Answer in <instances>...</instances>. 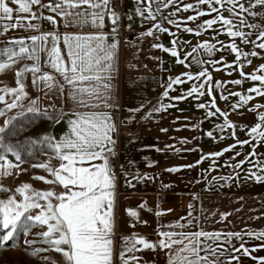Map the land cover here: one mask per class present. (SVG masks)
Listing matches in <instances>:
<instances>
[{
  "label": "crops",
  "instance_id": "0c3cea01",
  "mask_svg": "<svg viewBox=\"0 0 264 264\" xmlns=\"http://www.w3.org/2000/svg\"><path fill=\"white\" fill-rule=\"evenodd\" d=\"M245 1L241 0L242 3ZM49 2L50 0H42V3ZM163 2L164 0H160L159 11H156L158 5L152 4L156 16L152 21L136 12L138 6L145 7L147 0H141L139 5L137 0H111V9L120 17L114 34L118 48L115 60L117 71L111 81V107H105L103 104L97 108L79 105L69 95L71 86L45 64L47 55L42 52V72L54 75L57 86L49 90L43 84L34 85L31 82L32 74L26 73L23 79L27 93L24 99V113L26 116L45 117L39 113L27 112V108L33 106L31 101H35V107L41 112L47 111L49 116L53 117L49 119V135L57 140L69 132L68 121L74 119L77 112L103 111L111 115L115 125V144L110 146L112 153L108 160L114 153H118L120 157L118 174H114L113 264H121L119 254L124 247L122 237L136 234L150 242H157L160 239V230L220 233L221 240L218 243L223 245L221 264H228L232 256H239V261L233 260L231 264H261L260 258L264 257V240L248 236L247 233L264 232V181H257L252 177V172L264 175L259 165L254 167L257 161L264 162V142L252 140L249 135L251 127L259 122V115L264 113V95L257 96L248 91L251 89L252 80L241 78V59L237 61L235 54L228 48L230 43L235 42L240 49L247 48L250 52L251 48L253 52L256 46L253 43L241 44L240 38L227 35L226 27H222L219 21L210 29H201L200 25L216 17L217 13L210 12L209 6L199 4L198 0H173L166 8L163 7ZM9 3L14 9L17 7L11 4V0ZM187 4H192L193 8L185 11L184 6ZM213 6L221 8L226 18L230 16L223 11L221 5ZM223 7L231 5L225 3ZM33 11L55 17L57 24L54 26L46 20L32 21L39 24V31L15 28L4 32L0 27V50L6 46L17 47L7 43L12 39L24 38L26 43H30L27 37L44 32L81 35L104 32L113 37V25L107 14L104 27L96 29L91 26H66L56 13L38 5L33 7ZM236 11H240L239 8H236ZM198 12H204L205 15L197 16ZM17 15L20 14L14 11V18ZM189 16H197V19L188 20ZM233 19L234 24L239 26L240 19ZM169 20L175 23H169ZM12 22L14 21H0V25ZM27 22L26 20L25 23ZM156 24L167 28L168 31H160L155 27ZM186 27L192 28L193 31H185ZM124 29L129 31V35L122 37L121 32ZM241 30L246 31L245 27ZM148 31H151L152 35H145ZM173 41L176 43L173 44ZM204 42L215 44L210 54L198 48L196 53L188 55L193 47ZM154 45L174 48L178 55L173 57L171 52H165L163 48ZM60 48L62 55L67 59L62 41ZM259 50L262 52L261 64L264 62V49ZM194 57L203 63H196ZM6 59L7 57L0 55V60ZM181 59L184 60L183 64L178 62ZM250 59L249 67H254L255 56H249ZM32 63L27 59H19L7 70V74L13 76L7 82L15 84L16 87L15 72ZM205 69L211 80L209 81L208 76L195 79L196 75ZM185 73H190L193 79L188 80ZM177 76L181 78L182 83L173 84L168 88L169 81ZM238 79L242 80L241 84L232 83ZM200 84L205 85L201 89L205 95H187L193 85L198 87ZM165 91H168L167 97L163 96ZM232 93L252 96L253 99L235 107L241 102L239 97L231 95ZM179 97L183 98L177 99ZM213 99L215 107L211 104ZM201 103L207 107L199 108ZM161 104L169 107L155 111ZM257 105L261 107H256ZM138 108L139 111H134ZM217 109L219 111H216ZM209 111L215 115L209 116ZM225 118L234 127L225 125ZM56 119H59V123L55 122ZM127 121L135 124V136L119 138V124ZM208 132H212L211 137L207 135ZM239 141L249 143L242 144L238 143ZM233 145L235 147H232ZM226 148L230 150L224 151ZM253 151L256 155L250 156ZM217 152L222 155H209ZM57 160L54 168L61 162ZM240 161L245 163L238 168L233 167ZM173 167H178L179 171H167ZM54 184L56 194L66 191L62 185ZM161 196L171 199L161 200ZM169 209L171 211H168ZM129 210L136 211L138 216L131 217ZM157 212L163 214L157 215ZM177 223L183 227H176ZM170 224L173 225L172 228L167 227ZM227 233L243 234L244 246L256 250L252 251L251 255L235 252L234 248H238L241 241L227 237ZM138 247L141 250L135 255L139 258V264H167L165 250ZM157 253L162 256L160 260Z\"/></svg>",
  "mask_w": 264,
  "mask_h": 264
},
{
  "label": "snow or ice",
  "instance_id": "6c2138e0",
  "mask_svg": "<svg viewBox=\"0 0 264 264\" xmlns=\"http://www.w3.org/2000/svg\"><path fill=\"white\" fill-rule=\"evenodd\" d=\"M140 2L141 0H137L138 5ZM110 3L111 0H55V2L50 0L49 3H42V0H11V4L17 6L14 9L10 6L9 0H0V21H14L0 25L4 32L15 28L39 31V24L33 23L34 20H46L55 26L57 24L55 17L45 16L42 12L38 14L33 11V7L37 5L56 13L57 16L62 18L66 26H91L101 29L104 27L106 14L113 25L111 29L113 37L104 32L81 35L60 34L53 31L27 37L30 43H26L24 38L8 41L9 45L17 47L6 46L0 50V55L7 57L6 60H0V72L13 67L19 59H27L33 63L30 66L25 65L15 72L16 87L0 89V92L14 97L12 102H6L5 95H0V102H5L8 109H14L27 96L25 84L23 83L26 73L32 74L31 82L34 85L43 84L49 90L57 86L54 75L42 72L40 54L43 52L47 55L45 64L59 74L67 85L71 86L69 95L74 101L85 107L91 105V107L97 108L101 104L105 107H111L112 105L109 103L113 87L111 81L117 71L115 60L118 48L114 34L117 31L116 25L120 17L111 9ZM153 3L158 5L156 11H159L160 0H147L145 7L138 6L136 8L137 14L147 20L154 21L156 16L152 8ZM171 3H173V0H164L163 7L166 8ZM198 3L208 5L210 12L217 13L216 17L204 21L200 25L201 29H210L219 21L222 27H226L227 35L230 37H238L243 44L253 43L257 48L264 49V27H261L257 36V40L261 41L260 43L250 39L251 33L241 30L244 27H256V25L247 23L243 13L252 16L257 15V13L245 7L241 0H198ZM225 3L231 5V7L224 8ZM214 4L221 5L223 11L229 13L230 16L226 18L222 14L221 8L214 7ZM257 5L264 7V0H254L253 7ZM191 8H193L192 4L184 6L185 11ZM236 8H239L240 11H236ZM14 11L20 15L14 18ZM203 15H205L204 12L197 13V16ZM197 16H189L187 19L195 20ZM233 17L240 19L239 26L234 24ZM26 20L27 23H25ZM168 22L175 23L171 20ZM155 27L162 32L168 31L167 28L159 24H156ZM185 31L192 32L193 29L186 27ZM145 35L150 36L152 32L148 31ZM61 41L66 48L67 59L61 53ZM172 43L175 44L176 42L173 41ZM154 47L163 48L165 52H171L173 57L178 55L174 48H165L163 45H154ZM198 48H202L210 54L214 50L215 44L204 42L197 47H193L192 52L188 55L196 53ZM228 48L235 54L237 61L240 60L241 56L247 58L248 56L258 55L255 51L244 52L235 42L230 43ZM194 60L198 64L203 63L198 58L194 57ZM178 62L183 64L184 60L181 59ZM248 63H251V61L249 60ZM262 70H264V65H261L256 72ZM184 75L187 76L188 80L193 79L190 73ZM241 75L246 79L261 82L260 87H253L248 91L255 93L257 96L264 95V74H245L241 71ZM205 76H208L209 81L211 80L206 69L200 71L195 79ZM181 83V78L177 76L169 81L168 88H171L173 84ZM232 83L239 85L242 80H234ZM204 87V84H200L198 87L193 85L187 95L191 96L198 93L199 96H203L205 92L201 89ZM231 95L238 96L241 102L235 107H240L253 99L252 96L241 93H232ZM163 96L167 97L168 91H165ZM223 98L227 99V97ZM31 103L33 106L28 107L27 112L39 113L50 120L53 119L47 111L41 112L39 108L35 107V101H31ZM211 104L215 107L214 99ZM167 107L169 105L161 104L159 108L154 110L160 111ZM198 107L205 108L207 105L201 103ZM256 107L261 106L257 105ZM139 110L138 108L134 111ZM216 111H219V109ZM3 115L4 111L0 110V116ZM23 115H25L24 112L17 114V116ZM208 115H215V113L209 111ZM74 116V119L68 121L69 132L59 140L50 135H44L40 140L30 142L32 145L37 143L45 145L52 151L54 157L61 161L56 168L51 167L48 163L33 165L35 168L46 169L54 177V180H48L44 176H35L33 179L49 184L57 183L62 185L66 191L56 194L51 190L33 189L30 184L24 183L15 189V192L22 197L21 200H17L15 195H11L7 199H0V231L3 232L0 235V246L14 240L18 232L26 235L34 225L39 224L46 226V230L40 233L43 243L54 249L55 252L61 253L67 264H113L112 233L114 228L115 175L109 165L108 156L112 153L110 146L115 144L113 139L115 125L111 115L103 111L77 112ZM16 118L6 120L4 126H0V147L3 148L5 153H12L15 159L20 161V151L11 145L4 144L2 135L6 132L8 126L12 124V120ZM55 122L59 123V119H56ZM225 125L234 127L226 118ZM207 135L211 137L212 132H208ZM249 135H251L252 140L264 142V113L259 115V122L251 127ZM238 143H249V141H239ZM232 147H235V145ZM229 150L228 148L224 149V151ZM209 155L220 156L222 153L217 152ZM249 155L255 156L256 153L253 151ZM0 161H5V163L0 164V169L4 170V174H7V169L12 168L13 164L7 161L6 156L3 154H0ZM95 161H101V163H94ZM243 163L245 161H240L233 167L238 168ZM86 164L88 166H85ZM257 165L264 171V162L257 161L254 167ZM192 166L188 165V167ZM167 171L176 172L179 171V168L173 167L167 169ZM252 177L257 181H264V175H257L252 172ZM0 191H8V189L0 187ZM52 198H55L57 202L53 203ZM42 201L45 203L42 204ZM32 209H39V214L32 215ZM168 211H171V209ZM128 214L131 217L138 216V213L134 210H129ZM156 214L162 215L163 213L157 212ZM175 226L183 227L179 223ZM167 227L172 228L173 225L170 224ZM158 235L160 239L157 242H150L144 237H138L136 234L130 237H122L124 247L119 254L121 264H130V262L139 264V258L135 255L137 251L141 250L138 246L149 250H156L157 248L165 250L167 264H221L223 245L218 243L221 240L220 233L160 230ZM225 235L241 241L239 247L234 248L237 253L242 252L244 255H251V252L256 250H250L244 246L243 234L241 233H227ZM247 235L264 240V232L258 234L249 232ZM209 241L212 243H209ZM24 242L29 245L35 243L31 240H25ZM49 248H34L31 254L39 256L41 253L47 252ZM41 259L47 261L49 257L43 256ZM233 260L238 262L239 256L230 257L228 264H231ZM260 260L261 264H264V257Z\"/></svg>",
  "mask_w": 264,
  "mask_h": 264
},
{
  "label": "rangeland",
  "instance_id": "374dc122",
  "mask_svg": "<svg viewBox=\"0 0 264 264\" xmlns=\"http://www.w3.org/2000/svg\"><path fill=\"white\" fill-rule=\"evenodd\" d=\"M254 0H246L244 5L249 8L250 11L257 13L252 16L248 13H243V17H246L247 23L256 25V27L248 28L245 27L246 32L251 33L250 39L256 43H260L257 40V36L261 27H264V7L255 6L253 7ZM240 43H242L240 39ZM252 43H249L251 45ZM244 52H248L247 48L243 49ZM255 52L258 55L255 56L256 64L254 67H249V56L247 58L241 56L240 66L241 71L247 74H264V70L256 72L261 65H264L262 58L260 57L259 48L255 47ZM251 52V48H250ZM251 61V59H250ZM11 74H7V70L0 72V89L5 87H15V84L8 83L7 80L12 78ZM241 78H245L241 75ZM246 82V81H245ZM253 82V81H252ZM250 82L253 87H260L261 82L254 81ZM0 95H5L6 102H12L14 97L12 95L0 92ZM25 99V98H24ZM24 99L18 103V106L14 109H8L5 102H0V110L4 111V115L0 116V126H4L6 120H10L13 117H17L12 120V124L8 126L6 132L3 135L4 144L13 146L16 150L21 153V160L17 161L12 153H5L3 148L0 147V154L6 156V160L13 164V167L7 169V174H4V170L0 169V187L7 188L8 191H0V199H7L11 195H15L17 200H21L22 197L15 192L18 186L24 183H28L36 190H51L56 191L55 184L45 183L44 181L33 179L35 176H44L48 180H54L50 173L46 169L35 168L33 165L39 163H48L51 167H55L57 164V158L50 149L43 144L32 145L31 141H38L44 135H49V119L41 116L23 115L17 116L18 113L24 112ZM5 161H0V164ZM53 203H55V198ZM42 204L45 202H41ZM39 209H32L31 214H39ZM46 230V226L39 224L34 225L29 233L26 235L18 232L14 240L9 241L6 245L0 246V264H67V261L61 253L55 252L54 249L49 248L48 245L43 243V238L40 233ZM3 232L0 231V235ZM25 240L35 241L34 244H26ZM66 247V246H65ZM34 248H49L47 252L41 253L39 256H33L32 250ZM47 256L49 260L45 261L41 257Z\"/></svg>",
  "mask_w": 264,
  "mask_h": 264
},
{
  "label": "built area",
  "instance_id": "2783aa9c",
  "mask_svg": "<svg viewBox=\"0 0 264 264\" xmlns=\"http://www.w3.org/2000/svg\"><path fill=\"white\" fill-rule=\"evenodd\" d=\"M129 35V31L124 29L121 32V36ZM118 137L119 138H133L135 136V124L133 122H121L118 127ZM109 165L112 169L113 174H118L120 166V157L118 153H114L109 159ZM161 200H169L170 197L161 196ZM157 258L160 260L162 258L160 253H157Z\"/></svg>",
  "mask_w": 264,
  "mask_h": 264
}]
</instances>
